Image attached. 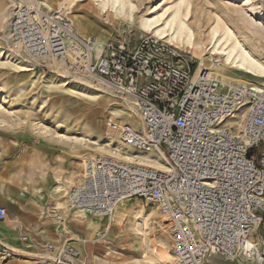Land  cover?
I'll return each instance as SVG.
<instances>
[{
    "label": "built area",
    "instance_id": "1",
    "mask_svg": "<svg viewBox=\"0 0 264 264\" xmlns=\"http://www.w3.org/2000/svg\"><path fill=\"white\" fill-rule=\"evenodd\" d=\"M9 40L31 60L53 59L74 75L101 80L128 98L142 129L108 127L142 154L167 167L98 156L84 162L69 207L110 217L124 201L157 206L167 220L175 264H224L264 259V83L235 85L200 72L168 42L147 36L131 50L76 33L65 8L22 1L9 23ZM143 80V83L140 81ZM7 210L0 205V222ZM23 238L22 242H26ZM47 250L54 252V246ZM5 256L13 253L3 247ZM80 251L64 246L58 264H75ZM263 258V259H262Z\"/></svg>",
    "mask_w": 264,
    "mask_h": 264
},
{
    "label": "rangeland",
    "instance_id": "2",
    "mask_svg": "<svg viewBox=\"0 0 264 264\" xmlns=\"http://www.w3.org/2000/svg\"><path fill=\"white\" fill-rule=\"evenodd\" d=\"M22 1L42 3L47 9L65 8L76 33L94 40L97 51L100 45L103 52L108 45L131 51L140 40L153 36L142 28L141 19L164 13L177 0H131L138 9L130 18L100 12L94 9L93 0H81L70 9L58 0H0V205L8 212L6 220L0 222V264H58L56 255L64 246L82 252L75 264H149L142 258L146 246L141 237L129 230L135 214L148 213L145 235L149 253L162 246L171 252L167 220L157 206L127 200L128 220L122 227L115 223L106 231L102 225L105 218L90 217L101 225L93 230L87 229V223L77 222L80 212L71 210L68 202V192L81 180L84 162L89 159L109 156L122 160L120 154H139L161 163L155 155L130 149L119 132L108 127L113 118L121 127L142 129L134 104L101 80L74 75L53 59L33 61L17 49L8 30L13 11ZM240 11L254 13L261 29L250 26L249 17L241 16ZM182 12L187 13L185 8ZM217 18L232 26L243 45L264 63V0H192L189 24L199 43L209 45ZM236 19L240 24L234 27ZM173 46L199 67L202 51ZM256 81L264 83V78ZM260 152H264V145L257 150ZM57 178L70 180L65 197L58 198L64 209L56 208L57 199L52 196ZM260 235L264 237V231ZM48 245L54 246V260ZM3 247L13 251L10 257L5 256ZM16 248L24 252L15 254Z\"/></svg>",
    "mask_w": 264,
    "mask_h": 264
},
{
    "label": "bare ground",
    "instance_id": "3",
    "mask_svg": "<svg viewBox=\"0 0 264 264\" xmlns=\"http://www.w3.org/2000/svg\"><path fill=\"white\" fill-rule=\"evenodd\" d=\"M80 1L81 0H58L59 4L65 7H69V9ZM93 2L94 9H99L100 12H105L107 14L112 13V15H114L115 17L130 18V14L132 16L134 12L138 9V7L131 0H93ZM159 6H161V4L155 7L153 11H156ZM191 6L192 0H177L175 4H173L169 9L165 10V12L160 15L155 16L154 18L143 17L141 19V26L145 30L150 31V33L154 37L168 41L173 45H177L178 47L182 48L183 51L187 47H189L192 52L196 51L199 53L200 51H202L200 53L203 54L200 55L199 53L198 55V58L200 60V65L198 67L199 72L203 68L208 69L212 71L217 77L235 85H245L246 81L250 84L255 85L256 82H258L256 80L264 78V63L253 56V54L243 45V41L240 40L239 35L232 28V26L224 24L222 19L217 18L215 26L211 29L209 33V45L199 43L195 31L189 24ZM182 8H185L187 13L184 14L182 12ZM169 10L170 14L168 15L167 13H169ZM239 13H241V16L243 17H249V20L247 22L250 26H254L256 29H261L260 27H258V23L255 22L256 17L254 13H250L247 11H240ZM236 20L237 23H233L234 27H237L238 24H240V19ZM262 37L264 40V35H262ZM101 53L102 49L99 45L98 55H100ZM241 75L243 76L241 77ZM119 157L123 161L138 162V164L151 166L152 168H155L160 171H165L167 169L166 165L158 157L157 158L160 160L161 163H159V161L153 160V158H150L148 156H142L139 154L135 156L120 154ZM68 184H70L69 179H67L66 181H62L61 179L57 178L56 184L52 192V196L57 199L56 208H65L64 203L58 201V198L65 195ZM127 202L128 201H124L119 204L110 217H98L101 219H107L106 223L103 224L102 222V225L105 226L106 231L113 227L115 223L120 224V227H122L125 221L128 220L129 217L126 214ZM79 212L80 215L76 216V221L84 225L85 223H87V229L93 230L101 226L95 221L89 220V218L92 216L87 211L79 210ZM147 214H144L142 212L135 214L134 218L131 219V230H129L136 237H141L142 244L146 246V249H143V260L149 264H174L175 258L172 252H170L168 248L164 246L158 249L155 248V253H149V244L146 242L147 240L145 235L149 226L148 221H150V219L148 220L149 214ZM17 227L20 229L22 225H18ZM16 249L17 250H15V254H22L24 252L20 248ZM90 249L91 247H88L87 256L90 255ZM80 253L82 255V252ZM50 254L51 256H53L54 260L55 253L53 252ZM217 260V264H224V261L219 259ZM259 264H262V262Z\"/></svg>",
    "mask_w": 264,
    "mask_h": 264
},
{
    "label": "crops",
    "instance_id": "4",
    "mask_svg": "<svg viewBox=\"0 0 264 264\" xmlns=\"http://www.w3.org/2000/svg\"><path fill=\"white\" fill-rule=\"evenodd\" d=\"M82 178H83V174H82ZM82 178H81V180H80L77 184H75L74 186H76V185H78L79 183H81ZM74 186H72V187H74ZM72 187H71V188H72ZM71 188H70V189H71ZM12 194H13V197H14V196H15V195H14L15 193L13 192ZM49 195H50V194H49ZM21 196H22V194H21ZM23 196H25V195H23ZM50 197H51V196H50ZM51 198H53V197H51ZM91 216H92V215H91ZM57 217H58V216H57ZM260 234H261V232H260ZM262 237H263V236H262ZM263 238H264V237H263ZM15 246H16V245H15ZM244 263H246V262H243V263H241V264H244ZM247 264H253V263H250V262H249V263H247Z\"/></svg>",
    "mask_w": 264,
    "mask_h": 264
}]
</instances>
